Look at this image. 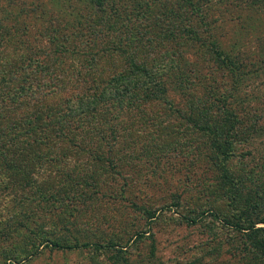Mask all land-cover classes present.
<instances>
[{
    "label": "rangeland",
    "instance_id": "obj_1",
    "mask_svg": "<svg viewBox=\"0 0 264 264\" xmlns=\"http://www.w3.org/2000/svg\"><path fill=\"white\" fill-rule=\"evenodd\" d=\"M61 1L0 0V264H264V0H195L196 12L185 0H115L147 1L165 18L141 41L166 90L115 101L125 54L107 50L112 34L90 38L72 20H95L97 4ZM40 10L69 39L73 74L60 88L27 61L55 45ZM230 111L242 125L230 128ZM217 134L233 137L222 165L242 182L238 206L211 148ZM232 205L263 231L232 229Z\"/></svg>",
    "mask_w": 264,
    "mask_h": 264
},
{
    "label": "trees",
    "instance_id": "obj_2",
    "mask_svg": "<svg viewBox=\"0 0 264 264\" xmlns=\"http://www.w3.org/2000/svg\"><path fill=\"white\" fill-rule=\"evenodd\" d=\"M87 4L93 6V4H97L98 10H96L99 13V16L89 22L88 17L84 16V14L81 11H76L75 15L72 16V20H75V25L77 28L83 27L85 29H91L92 34L90 38L94 37L96 38L98 35L100 37H104L105 40L109 34H112L113 37L110 39L109 43L112 44L113 47H108L107 50H114V52H120L121 54H125L126 56V63H127V69L130 71L128 75L124 76L125 78L121 82L122 87H119L118 89L115 88L114 92H120V93H111L108 98L111 97L113 101H115V98H126L128 94H130L132 91H137V90H142V91H153L152 93L159 92V94L164 93L165 87H164V82L162 81L163 78L160 77V75L157 76H152L159 71L158 68L160 66L154 64L151 68L147 65V58L148 53L144 52V45L142 43V37L144 39V36L146 34L145 28L150 26L151 24L160 27L161 23L165 18L163 15H160L159 11L155 10L156 7H151L148 5L147 1H145L146 5L144 3H139L137 5H132V3H126V4H120L118 5V2H115V0H84ZM120 1V0H118ZM155 2L157 0H154ZM54 4H59L58 6H63L61 0H53ZM185 3L191 7V10L193 12H196L200 7L198 1L195 2V0H185ZM111 4V6H109ZM196 4V5H195ZM90 6V9L93 7ZM145 6V8H143ZM37 7V5H36ZM35 7V8H36ZM71 7V6H70ZM24 11H21L22 13H29L26 10V7L24 6ZM72 8V7H71ZM34 10V9H33ZM31 10V11H33ZM109 11V12H108ZM29 15V14H28ZM45 12L40 10L39 16L41 17L42 20L46 21L49 23L48 26V34L51 35L50 42L54 43V47L47 48L46 51L44 52H38L36 54V58L33 59L32 57H29L27 61H29V65H35L37 69L43 70L41 72L42 74L47 75V80L51 81L55 86H58L60 88V83H63V81H66V76L72 75L73 72L69 71L68 69L65 68L64 66V60L65 54L71 55L70 53V47L68 46L69 39H60V28L61 26L58 25V19L56 18V21L53 22L52 16L47 13V16L45 15ZM158 15V16H155ZM30 16V15H29ZM62 17V16H61ZM154 17V23L153 20L151 19ZM60 18V17H58ZM74 18V19H73ZM169 19L171 17L169 16ZM67 23V22H66ZM69 24L72 26L71 21ZM176 28V27H175ZM97 29V30H96ZM189 30L188 33H185L186 36H193L194 38L198 39L200 41V37H198L197 32H192L191 30H194L193 28H187ZM181 35V30L177 29ZM178 34V32H177ZM175 31H173V36H175ZM85 39H88L87 36H85ZM192 37V38H193ZM190 38V37H189ZM88 41L86 40V43ZM105 42V41H104ZM155 48V46H153ZM121 49V50H120ZM166 54L169 55H176L169 53L168 51L165 52ZM78 54V53H77ZM144 58L145 61L139 62V56ZM220 54V53H218ZM43 58L46 60L45 62L47 65H44L41 63L40 60ZM167 58L166 60H168ZM177 60V59H176ZM83 61H85L83 59ZM38 62L41 64L38 65ZM162 62V61H161ZM159 62V63H161ZM164 64V63H163ZM177 64L179 65V62L177 63H169L168 64V70L169 72L175 71L177 69ZM178 70V69H177ZM185 71V69H183ZM240 66L239 63L230 56V71L232 73H238L240 72ZM37 72V71H36ZM164 72V71H163ZM165 72H168L165 69ZM165 74V73H163ZM186 74L182 71V73L179 74V79L180 81L184 82L186 80ZM164 77V75H163ZM155 78H157L155 80ZM46 83L39 81L38 82V88L41 89L42 91L45 89L44 85ZM35 91L37 92L39 89L36 87ZM125 91L126 94H123L122 91ZM125 96V97H124ZM231 96V95H230ZM83 99L87 97H82ZM95 101L93 104H96L98 102H101L100 99L96 96H94ZM227 99L228 97L225 96L223 100V105L224 107H227ZM83 106H88V109L91 111L95 109L94 106L90 107L89 103H84ZM242 117L236 116L234 113L230 111V128L233 127V125L238 127V124L242 125ZM221 134L214 135L211 139V148L213 152H215L219 164V170H220V178L224 183H228L230 185V188L236 193V197L234 194L230 196V201L236 203V200L238 199V195L240 194L242 190V182L241 181H234V177H232L231 174L227 171V168L222 165L228 160V157L232 155V149L234 148L233 145V137L230 135V138H225V140L221 139ZM215 165H217V161H215ZM237 205V203H236ZM238 206V205H237ZM246 211H248V208L239 205V207H236L235 205H232V213L230 215V226L232 229L235 231H247V230H254L255 235L258 234L259 232L263 231L262 229H254V224L255 221L249 219L248 215H245ZM208 212V211H207ZM210 212V211H209ZM204 213V212H203ZM211 215L215 219H218V215L216 213L210 212ZM249 214V213H246ZM147 218L152 219L154 217V213L152 211H147L146 212ZM193 222H195L193 220ZM246 234V233H245ZM254 235V236H255ZM261 251L264 254V237L261 238L259 241ZM116 244L114 243H109L107 245V249H111L112 247H115ZM53 248L55 249H63L64 247L60 246L58 243L52 245ZM76 247L78 246V243L75 245ZM84 246H91V244H84ZM102 246V245H101ZM69 248V247H66ZM105 249V248H104ZM103 249V250H104ZM98 250V249H96ZM100 251H102L100 249Z\"/></svg>",
    "mask_w": 264,
    "mask_h": 264
}]
</instances>
